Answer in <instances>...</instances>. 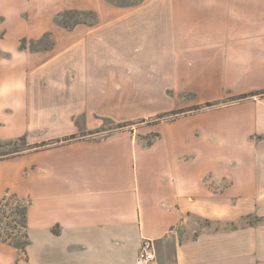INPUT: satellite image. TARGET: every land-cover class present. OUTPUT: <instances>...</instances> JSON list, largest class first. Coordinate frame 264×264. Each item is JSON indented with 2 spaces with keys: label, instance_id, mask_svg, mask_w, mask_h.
Listing matches in <instances>:
<instances>
[{
  "label": "crops",
  "instance_id": "crops-1",
  "mask_svg": "<svg viewBox=\"0 0 264 264\" xmlns=\"http://www.w3.org/2000/svg\"><path fill=\"white\" fill-rule=\"evenodd\" d=\"M68 11L98 21L63 34L54 19ZM47 32L51 52L21 48ZM260 92L264 0H0V139L77 136L20 162L34 165L15 187L29 244L22 258L0 243V264H136L143 238L157 264H246V245L214 225L264 205V97L79 135Z\"/></svg>",
  "mask_w": 264,
  "mask_h": 264
},
{
  "label": "rangeland",
  "instance_id": "rangeland-1",
  "mask_svg": "<svg viewBox=\"0 0 264 264\" xmlns=\"http://www.w3.org/2000/svg\"><path fill=\"white\" fill-rule=\"evenodd\" d=\"M110 4L114 6H129L132 4L139 3L141 0H107ZM55 24L58 26V32H64L71 30L74 26L77 25H94L98 21L97 14L94 12H77V11H68L62 12L56 15ZM57 35L52 32H47L42 35L39 39H25L21 48L28 50L30 53L35 54H47L52 51V49L56 45ZM251 95V94H250ZM257 96L264 97V92H260L256 94ZM248 95H242L239 97H231L227 100L218 103H209L199 107H190L186 109H182L172 113L161 114L152 118H144L139 119L131 123H114L110 120H100V126L96 129L89 132L80 133L81 136L91 137V138H101L104 135L114 132L117 130H122L124 128H132L133 131L138 132H148L149 126L161 123L163 121H169L172 119H176L184 114H189L198 110H205L208 108H215L219 106H223L234 101L246 100ZM192 96L184 95V99H191ZM155 133L149 135L148 137H144L145 143H150L153 139H155ZM26 138L25 136H21ZM21 137L11 138V139H0V153H7V156L4 160L0 161V201L6 195L7 191H11V193L16 194L20 200L21 205L29 208L30 200L26 197L20 196L16 193L15 187L17 183L20 182V175L28 174L29 172L34 170V165L31 164L26 168H22L21 172L19 170V164L26 157H30L33 159V156L36 152L43 150H47L49 148L57 147L66 143H59L61 140H53L45 143H51V146H47L45 148H35L38 145L43 143H30L27 138L24 141H20ZM77 137V136H76ZM69 138V137H67ZM59 141V142H57ZM69 143V142H68ZM17 151V152H15ZM20 173V174H19ZM22 175V176H23ZM14 186L13 188H11ZM224 186L223 184L219 185V188ZM10 188V189H9ZM12 204L16 206V201L12 200ZM14 207V206H11ZM225 208V207H224ZM233 208V207H232ZM10 212V211H9ZM235 215H246L244 220H235L233 224L231 222H227L224 220H218L215 222L214 228L216 231L221 232L224 230H229L232 237L234 238L235 251H237V244H241L239 246L246 245V264H264V205L263 204H246V206H234ZM16 218V217H15ZM21 219L20 217H17ZM9 222V221H8ZM202 225L204 229L211 231L210 229V221L208 219H203ZM246 226V234H244V230L242 227ZM0 232L2 233V226L0 227ZM213 228V229H214ZM6 231H11L8 229ZM20 233L22 236H25V230L21 229ZM224 241V240H223ZM26 239L22 238L20 240H14L12 243L13 248H15L18 253L25 258L26 251L24 252ZM221 242V240H220ZM246 242V244L244 243ZM0 243H4L0 241ZM201 256V254H199ZM198 255V256H199ZM157 261V259H156ZM208 262V261H207ZM222 261L218 262V264H222ZM194 264V261L190 262ZM157 264V262L155 263ZM200 264V263H199ZM208 264H210L208 262Z\"/></svg>",
  "mask_w": 264,
  "mask_h": 264
},
{
  "label": "trees",
  "instance_id": "trees-1",
  "mask_svg": "<svg viewBox=\"0 0 264 264\" xmlns=\"http://www.w3.org/2000/svg\"><path fill=\"white\" fill-rule=\"evenodd\" d=\"M256 94L248 95L244 98L255 96ZM77 138L76 136H71L69 138H65L61 140L59 143H68ZM26 138L21 137L20 141H24ZM51 143H43L41 145L36 146L35 148H45L47 146H51ZM17 152V151H15ZM7 156V153H0V161L4 160ZM12 200L16 201V206L12 204ZM20 198L11 193V191H7L6 195L0 201V227L2 226L3 232H0V241L4 243H8L12 245L14 240L26 239L24 252L26 251V247L29 244L28 240V226H27V212L28 207H24L21 204ZM14 206V207H11ZM10 211V212H9ZM16 217V218H15ZM20 217L21 219H18ZM9 221V222H8ZM1 229V228H0ZM11 229V231H6ZM25 230V236H22L20 230Z\"/></svg>",
  "mask_w": 264,
  "mask_h": 264
},
{
  "label": "built area",
  "instance_id": "built-area-1",
  "mask_svg": "<svg viewBox=\"0 0 264 264\" xmlns=\"http://www.w3.org/2000/svg\"><path fill=\"white\" fill-rule=\"evenodd\" d=\"M157 251L154 240L143 238L136 264H155Z\"/></svg>",
  "mask_w": 264,
  "mask_h": 264
}]
</instances>
